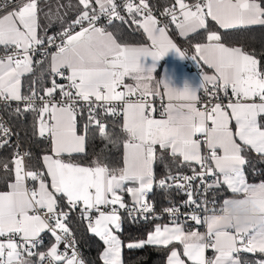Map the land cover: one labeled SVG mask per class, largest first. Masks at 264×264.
Wrapping results in <instances>:
<instances>
[{
  "label": "snow or ice",
  "instance_id": "snow-or-ice-1",
  "mask_svg": "<svg viewBox=\"0 0 264 264\" xmlns=\"http://www.w3.org/2000/svg\"><path fill=\"white\" fill-rule=\"evenodd\" d=\"M78 3L82 7L75 19L59 33L44 38L39 34V0H12L10 8L0 6L4 9L0 15V48L4 50L0 56V102H23L24 111L38 112V133L51 142V154L42 158V171L26 167L29 153L16 152L12 168L3 165L14 178L7 191H0V264H33L32 257H38V264H86L68 226L69 211L76 209L81 219L88 220L89 231L105 245L100 256L103 264H124L122 241L116 234L121 230L120 210L133 219L137 218L134 213L147 219L154 212L146 197L153 190L158 152L200 166L201 171L193 169L190 176L169 173L158 182L162 190L185 191L187 186L186 206L200 207L193 199V182L203 184L206 177L217 173L220 176L205 190L218 188L222 182L236 195L214 201L210 215L185 218V224L205 225V232L186 230L179 222V209L166 208L170 223L155 224L145 240L129 243L128 249L164 247L169 252L167 264H241L235 255L241 251L264 254V182L248 183L243 171V153L251 150L264 157V56L258 59L241 47H226L221 36L208 29V18L224 30L264 27V0H196L191 5L175 0V6L166 9L169 23L180 35L208 30L207 43L196 44L191 58L213 69L214 74L202 73L198 89L185 86L182 90L166 80H154L156 62L170 51L186 56L169 38L167 24L159 26L146 0L138 4L125 0L123 5L130 22L147 34L150 44L142 46L120 43L112 32L97 26L101 16H106L109 24L113 19L127 22L117 11L115 0H95L98 8L93 7V0ZM48 45L55 48L50 54L51 87L42 89L44 95L35 88L22 94L21 77L33 71L32 53ZM148 57L153 63L146 68L142 58ZM56 77L67 80V85L57 83ZM201 89L212 100L223 92L227 102L209 101L201 110L197 107ZM160 96H165L167 103L157 117L149 97ZM78 104L87 108L85 134H78ZM121 113L122 162L112 165L100 158L89 166L74 162L73 154L85 151L90 130L111 140L101 117ZM0 134L8 135L2 124ZM6 143L4 140L0 147ZM122 193L131 197L130 207ZM231 203L251 204L259 219L244 226L226 224L221 213ZM45 231L54 242L46 252L37 253L34 249ZM62 243L64 251H60ZM206 250H212L213 255L206 257ZM255 264H264V259Z\"/></svg>",
  "mask_w": 264,
  "mask_h": 264
},
{
  "label": "trees",
  "instance_id": "trees-1",
  "mask_svg": "<svg viewBox=\"0 0 264 264\" xmlns=\"http://www.w3.org/2000/svg\"><path fill=\"white\" fill-rule=\"evenodd\" d=\"M42 5H46L47 12L41 15L40 33L44 37L45 34L51 36L56 32L62 31V28L70 23L78 14L80 7L78 0H41ZM196 1V0H193ZM151 3L158 11H163L175 4V0H151ZM93 7H96L94 5ZM97 8V7H96ZM63 20V24L61 21ZM107 31L112 32L118 42L125 44H146L147 38L140 28L132 23L123 24L115 22L104 26ZM208 29L216 31L221 36L223 44L229 47H241L248 52H254L257 58L264 56V27L253 26L251 29L223 30L213 21L208 22ZM172 37L182 48H188L189 53L193 50L191 46L196 43H204L207 41L208 30L203 29L192 36L181 39L178 37L175 30L169 31ZM47 58L40 65L35 66L33 71L24 76L22 87L25 94H29L30 88H35L38 94H44L42 89L51 87V72L48 68ZM5 115L10 121L15 131L19 134L22 144L24 145L30 158H27V168L43 170L42 158L44 155L51 154V143L46 141L38 133V120L35 112L24 111L21 109L17 113L16 109L6 107ZM78 133H84V124L86 116L83 113L78 114ZM107 129L111 135V140L102 139L98 134V130H90L86 134V151L82 154H74V162L80 163L83 166H89L94 159L100 158L112 165H119L123 158V135L120 124L117 123L111 116L107 117ZM246 159V164L243 166L244 175L250 184H258L264 182V157L248 151L243 153ZM14 159L13 151L10 147L5 146L0 149V191H7V185L13 182V176L3 167L8 164L9 168L14 167L11 161ZM193 169L182 162L180 157L173 158L169 153H161L160 157L154 164V183L153 191L148 196V201L153 202L158 207H167L183 200V196L168 191L162 190L158 186L160 179H164L166 175L182 174ZM223 198L233 197L235 194L226 193L225 190L220 191ZM65 211H69L65 207ZM70 219L68 226L71 233L75 236L76 243L82 250V256L88 264H103L100 256L105 248L103 241L95 236L84 224L79 216L78 210L69 211ZM121 230L118 236L122 241V260L124 264H167L168 250L161 246L146 245L139 249H128L129 243H136L145 240L147 234L154 230L155 224L158 221H143L130 218L125 212L121 213ZM201 228V227H200ZM46 242L39 246L35 252H46L50 247L54 238L49 233H44ZM171 247V246H169ZM34 264L38 263V257L31 258ZM264 259V254L254 253L246 254L242 259V264H255L256 261Z\"/></svg>",
  "mask_w": 264,
  "mask_h": 264
},
{
  "label": "built area",
  "instance_id": "built-area-1",
  "mask_svg": "<svg viewBox=\"0 0 264 264\" xmlns=\"http://www.w3.org/2000/svg\"><path fill=\"white\" fill-rule=\"evenodd\" d=\"M115 2L117 3V5H119L117 11L120 13L121 16H124L125 21H127V22H122V21H120L118 19H113L112 23H115V22H120V23H123V24L131 23L130 22L131 21V17L129 16L127 11L123 8L125 0H115ZM133 2L138 4L139 0H133ZM146 2L149 5V9H150L152 15L154 17H156V19L159 21V26H164L165 24H167V30L168 31L177 30L175 28L174 24L169 23L170 16H168L166 14V9L163 10V11H158L154 7V5L151 3V0H146ZM185 2L189 3L191 5V4H194L196 1L185 0ZM11 3H12V0H0V6H3L5 4H7V5H9V8H10ZM174 6H175V4L173 6L167 8V9H170V8H172ZM3 13H4L3 7H0V15L3 14ZM108 24H109L108 23V18L106 16H101L100 19L97 22V26H103L104 27V26H106ZM133 25H135V24H133ZM57 33H59V32H56V33H54L52 35H55ZM57 42H59V41H57ZM183 50H184L185 53L187 52L186 49H183ZM54 51H55V48L53 46H51V45H48L47 48H38V49H36L32 53V61H33V63L34 64H40L41 62H43L47 58H50V54L52 52H54ZM3 55H4V50L0 49V56H3ZM186 63L189 65L190 69L193 70L199 76H202V73L205 74L206 69H205L204 66H195L191 62V59H189V58H186ZM53 78L54 77L52 75L51 76V81H52ZM55 79L57 80V83L64 84L65 86L68 83L67 80H62L59 77H56ZM207 87L209 89L211 88L210 85L207 86ZM160 91H161V93H163V88H161ZM26 95H28V94H26ZM39 95H44V94H39ZM199 97H200V102L197 104V107L200 108L201 110H203V106L205 104H207L209 101H211L212 103H218V102H221V101H223L224 103L227 102V98H225L223 96V92L218 93L217 98L215 100H212V98L203 89H201L200 93H199ZM56 99L57 100L61 99V97L59 96V93H57ZM149 99L153 100L154 106L157 109L156 114H159L160 111H162L163 106L166 104L165 97L164 96L155 97V98L149 97ZM82 103L83 102H80V104H82ZM36 104H37V106H39L41 104V101L37 100ZM80 104H78V113L80 112V113L85 114L86 120H87V115H88L87 108H86V106L81 107ZM6 107L13 108V109H17V107H19L20 109H24L25 105H24L23 102H16V101H11V102H9L7 104L4 103V102H0V124H2L4 126V128L8 129V135L7 136H4V135L0 134V143H2L4 140H7V143L4 144V146L0 147V149L5 147V146H8V147H10L12 149L13 155H15L16 152H19L20 154L27 153L24 145L22 144V141L20 139L19 134L15 131V129L11 125L10 121L8 120L7 116L5 115V108ZM117 111L121 112V109H120L119 105H117ZM35 115H36V118L38 120L39 113L35 112ZM111 117L114 118V120L117 123H120L121 118H122V113L120 115H118V116H111ZM101 118L104 119V123L106 124V127H107V117L105 118V117L102 116ZM43 139L46 140V141H49V139L46 138V137H43ZM26 164H27V158L25 159V165ZM26 167H27V165H26ZM194 169L196 170V172L201 171L199 165L196 166ZM192 170L193 169H191V170H189L187 172H184V173H182V175H189L190 176V175L193 174ZM219 176H220V174L217 173L216 175H214L212 177H206L203 184H201V182L199 180L193 182V185H192L193 199L197 201V203L200 205V207H197L196 205H189V206L185 205V201L187 200V195H186L187 186H185V191H178L175 188H171V189H167V190L171 191V192H174V193H177L180 196L182 195L183 196V200L179 201L176 204H173V205H170V206H167V207H163V208L162 207H158L153 202H150V201L147 200V202L153 206L154 212L152 214L148 215L147 219H145L143 216H140L137 213H134L133 215L137 217L135 220L158 221V222L170 223V217H169L168 213H166L164 211V209L170 208V207H176V208L179 209V217H178L179 222L182 225H184L187 229L194 230V229H198V228H200L202 226H205V225H196L192 221H188L187 224H185V218L190 216V215H192V214L200 215L202 218L204 216H206V215H210L211 214L210 209L213 206V202L214 201L217 202V203L222 202V200L220 198V194H219L220 188H221V184H220V186L218 188L214 187L212 189L205 190L206 186L208 184H211L213 182V180L216 179ZM169 183H171V182L169 181ZM130 206L131 205H129V207ZM205 208L209 209V211H205L204 210ZM77 210H78L79 216L81 218V212H80L79 209H77ZM120 212L124 213L125 211L124 210H120ZM125 213L128 215L127 212H125ZM94 215L95 214H93V216ZM129 217L132 218L131 216H129ZM156 217H159V219H157ZM82 220H83L84 224L88 226V220H84V219H82ZM46 233H48V232L46 231ZM72 238H73V240L75 242L76 250L78 251L80 256L83 258L82 250L80 249V247L76 243V239H75V236L73 234H72ZM40 240H41V243L38 245V247L42 246L46 242V236L42 234L41 237H40ZM64 248H65V246L62 243L60 245V251H64ZM36 249H34V251ZM70 254H71V249H69V255ZM212 255L213 254H212L211 250H207L206 257L207 256H212ZM244 255H245L244 252L241 251L240 253H237L236 256H237V258L240 259V261H242ZM86 264H88V263L86 262Z\"/></svg>",
  "mask_w": 264,
  "mask_h": 264
},
{
  "label": "crops",
  "instance_id": "crops-1",
  "mask_svg": "<svg viewBox=\"0 0 264 264\" xmlns=\"http://www.w3.org/2000/svg\"><path fill=\"white\" fill-rule=\"evenodd\" d=\"M94 3H95V0H93ZM42 1L39 0V5H40V9H41V12H40V17H39V20H40V25H41V13H46L47 12V7L46 5H42L43 3H41ZM95 5V4H94ZM96 7H98L97 5H95ZM4 14V13H3ZM2 15V14H1ZM211 20V18H208V22ZM141 29V28H140ZM142 30V29H141ZM203 29H200V30H197V32L201 31ZM224 30V29H223ZM143 31V30H142ZM178 37L181 38V39H186L190 36H192L193 34L197 33V32H193V33H189L188 35H185V36H182L180 35L179 31L178 30H175ZM168 32V35H169V38L173 41V43H175L177 45V47L182 51L184 52L183 49H186V53H185V56L186 58H189L191 59V62L195 65V66H204L205 69H206V72L205 74L207 75H213L214 74V70L209 68L207 65H204L202 62L200 63H197L195 60H193L191 57L193 55H195V46L196 44H193L191 46L193 52L192 53H189V49L188 48H182L177 42L176 40L172 37V35L170 34V32L167 30ZM144 33V32H143ZM39 34L41 36V38H44L41 33H40V29H39ZM146 38H147V34L144 33ZM219 34V33H218ZM220 35V34H219ZM222 43V41H220ZM204 43H207L204 42ZM146 44H150V41L148 40L147 38V43ZM146 44H129L131 46H142V45H146ZM225 45V44H224ZM226 47H229L227 45H225ZM2 49V48H0ZM186 58H181L180 56H178L174 51H170L167 55H165L162 59H160L159 61L156 62V68H155V72H154V80H160V79H163V80H166L169 82L170 86H172L173 88L177 89V90H182L185 86H188L189 88L191 89H198L199 86H200V83H201V80H202V76H199L198 74H196L193 70L190 69L189 65L186 63ZM45 61V60H44ZM43 61V62H44ZM142 62L144 63L145 67H150L153 63L151 57H148V58H142ZM42 63V62H41ZM40 63V64H41ZM40 64H34L33 61H32V67L33 69L35 68V66H38ZM48 68L50 70V58L48 60ZM51 72V70H50ZM30 73H25L22 77H21V92L22 94L26 95L23 91V87H22V80H23V77L28 75ZM127 83H134L133 81L131 80H126ZM162 88V87H161ZM161 90V89H160ZM200 93V91H199ZM199 93H198V96H199ZM165 97V96H164ZM165 101L167 103V98L165 97ZM157 117H159V114H156ZM120 128L122 129V124H123V116L121 118V121H120ZM78 122H77V129H78ZM80 134V133H78ZM50 141V140H49ZM51 143V142H49ZM85 151H86V139H85ZM85 151L83 153H85ZM78 154H82V153H78ZM74 155V154H73ZM159 156H160V152H159ZM182 159V158H181ZM155 163V162H154ZM27 165V164H26ZM191 166H193V169L198 166L197 164H195L194 162L191 164ZM214 167V166H213ZM153 172H154V165H153ZM221 178V181H222V177ZM246 179V177H245ZM247 181V180H246ZM38 183V182H37ZM154 186H155V183H154ZM153 186V188H154ZM221 190H225L226 193H231L233 194L228 188L226 185H224L222 182H221V188H220V191ZM153 191V190H152ZM151 191V192H152ZM149 192L148 195H147V200H148V196L149 194L151 193ZM127 194V193H126ZM220 194V192H219ZM236 195V194H235ZM128 196L125 198L127 199ZM220 198L221 200L222 197L220 195ZM226 198H231V197H226ZM129 202V201H128ZM167 222H158L157 224H166ZM186 230H189L185 227ZM192 231H200V232H205L206 231V226H202L201 228H198V229H194ZM46 232V231H45ZM44 232V233H45ZM44 233H41L44 234ZM180 250H182V246L180 248ZM207 252V250H206ZM212 252V250H211ZM246 252H244L245 254ZM256 253H259V252H256ZM213 254V252H212ZM246 254H254V253H246ZM190 264V262H189ZM242 264V262H241Z\"/></svg>",
  "mask_w": 264,
  "mask_h": 264
},
{
  "label": "clouds",
  "instance_id": "clouds-1",
  "mask_svg": "<svg viewBox=\"0 0 264 264\" xmlns=\"http://www.w3.org/2000/svg\"><path fill=\"white\" fill-rule=\"evenodd\" d=\"M221 216L223 221L231 226H244L259 219L257 210L251 204H228Z\"/></svg>",
  "mask_w": 264,
  "mask_h": 264
},
{
  "label": "rangeland",
  "instance_id": "rangeland-1",
  "mask_svg": "<svg viewBox=\"0 0 264 264\" xmlns=\"http://www.w3.org/2000/svg\"><path fill=\"white\" fill-rule=\"evenodd\" d=\"M98 8V7H97ZM43 14V12L41 13V15ZM159 152L157 153V160L159 159ZM156 160V161H157ZM156 161H155V163H156ZM154 163V164H155ZM128 186H133V185H131V184H129ZM121 195H123V198H124V200H125V203L129 206V205H132V199H131V197L128 195V194H126V193H122ZM128 196V198L127 199H125L126 197ZM146 199H147V197H146ZM129 201V202H128ZM121 221H122V216H121ZM117 235H118V232L116 233ZM235 255H237V254H235ZM237 257V256H236ZM33 264H34V262H33Z\"/></svg>",
  "mask_w": 264,
  "mask_h": 264
}]
</instances>
